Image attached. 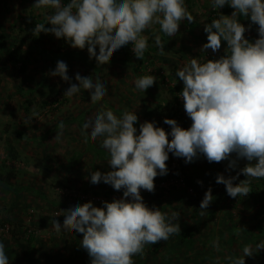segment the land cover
Instances as JSON below:
<instances>
[{
  "label": "rangeland",
  "instance_id": "rangeland-1",
  "mask_svg": "<svg viewBox=\"0 0 264 264\" xmlns=\"http://www.w3.org/2000/svg\"><path fill=\"white\" fill-rule=\"evenodd\" d=\"M184 2L193 16L192 22L182 21L178 32L171 37L160 30L158 23L146 27L141 33L147 37L142 59L134 55L129 42L101 62L95 54H89L87 44L83 49L74 48L63 37L56 38L52 33L42 36L41 40L33 39L35 24L51 27L45 17L52 14V9H38L33 6L34 0H0V174H3L0 217L13 221L0 228V242L4 244L9 264H50V261L66 264L72 256L69 264H90L91 257L80 245L83 234L70 228L57 230L51 219L55 213L60 214L58 218L62 221V211L72 202L83 204L91 200L94 206L102 207V201L111 202L115 199L113 194L123 193L122 189L115 190L103 181L89 182L91 171L110 170L109 156L101 147L103 138L90 137L88 131L92 125L85 126L84 119L102 108H111L118 117L124 110H135L138 119L134 126L138 131L140 123L155 120L157 126L168 132L171 126L163 121L169 118V103L179 91L176 85L183 86L175 76L176 70L190 58L203 62L225 54L226 41H221L216 52L202 49L207 42L203 28L210 19L219 14L230 15L233 9L228 4L213 9L208 0ZM34 20L37 22L33 23ZM238 20L246 25L240 16ZM157 35L164 43V52L155 43ZM14 41H24L36 48L25 71L20 70L19 63H11L7 58L6 50ZM57 60L67 64L69 81L49 74ZM77 70L98 72L107 81L106 94L93 99L91 89L81 86L71 97L63 96ZM143 74L157 77L144 92L134 84ZM179 106L178 111L184 113L186 120L177 123L186 129L192 121L184 110L183 100ZM8 138L18 158L9 157ZM201 155L185 163L183 157L169 153L165 161L167 174L154 177V190L141 195L149 207L178 213L180 231L170 234L166 240L145 244L142 254L133 255V264H232L234 258L243 254L245 246H252L253 250L252 255L244 258L245 264H264V248L255 249L257 243L264 241V189L259 191L262 199L255 201L251 191L245 196L230 197L225 185L216 182L217 174L236 176L249 162L240 158L235 168H228L229 159H236L235 153H231L229 159L212 162L209 167ZM180 163L189 178L196 175L199 183L203 180L196 202L188 196L180 198L175 192L173 186L180 184L177 178L167 180L171 168L180 167ZM259 178H246L240 173L233 183L248 179L251 188V182ZM209 188L212 201L201 215L200 201ZM259 223L262 229L258 228ZM187 227H191L193 234L186 238ZM214 241L219 242L218 247Z\"/></svg>",
  "mask_w": 264,
  "mask_h": 264
},
{
  "label": "clouds",
  "instance_id": "clouds-1",
  "mask_svg": "<svg viewBox=\"0 0 264 264\" xmlns=\"http://www.w3.org/2000/svg\"><path fill=\"white\" fill-rule=\"evenodd\" d=\"M208 3L213 9L228 4L233 11L230 15L219 14L204 23L203 28L207 42L202 49L216 52L221 41H226L225 54L203 62L190 58L175 72L183 82L178 96L192 121L188 128L165 117L163 123L171 126L170 131L157 126L155 120L140 123L138 131L134 126L138 119L135 110H124L118 117L111 108L89 114L83 121L85 126L92 125L87 131L93 140L103 138L101 147L109 156L110 170L91 171L89 182L103 181L115 190L122 189L123 194L111 202L102 201V207L94 206L91 200L83 204L72 202L62 211V221L58 218L60 214L55 213L51 219L57 230L70 228L83 234L80 245L91 257L90 264H133V255L142 254L145 244L166 240L180 231L178 213L149 207L140 194L141 189L153 191L154 177L167 174L165 161L169 153L183 157L185 163L199 154L208 162H219L235 153L236 159H229L228 168H235L238 159H246L249 163L236 176H216V182L225 185L230 197L250 192L248 179L233 183L240 173L246 178L264 177V0H208ZM33 6L53 10L45 17L51 27H45V23L34 25L37 35L52 33L79 49L87 44L89 54H95L101 62L129 42L134 55L142 59L147 37L141 33L146 27L158 23L160 30L171 37L182 21L193 20L184 0H67V3L34 0ZM239 16L258 25L259 35L254 41L244 36L247 28L239 22ZM155 43L164 52L159 35ZM49 74L69 81L67 64L62 60H57ZM156 79L152 74H143L134 84L144 92ZM106 85L98 72L77 70L63 96L71 97L83 86L91 89V97L95 99L106 94ZM60 127L63 128L62 122ZM211 201L209 188L200 201L201 215ZM213 244L218 247L219 242ZM260 248H264V241L255 245L256 250ZM242 252L232 264H245L244 258L253 253L252 246H245ZM0 264H9L2 242Z\"/></svg>",
  "mask_w": 264,
  "mask_h": 264
},
{
  "label": "trees",
  "instance_id": "trees-1",
  "mask_svg": "<svg viewBox=\"0 0 264 264\" xmlns=\"http://www.w3.org/2000/svg\"><path fill=\"white\" fill-rule=\"evenodd\" d=\"M229 8H226V10ZM213 19V18H212ZM212 19H210L209 21H211ZM37 21L34 20L33 23H36ZM47 33L44 32H40L38 35L35 33L33 34V39L34 40H41L42 36H45ZM250 41H254L251 38H248ZM7 58L11 63H19L20 64V70L21 71H25L28 64L32 62L33 58H34V51H36V48L33 45H28L27 43H25L24 41H14L10 47L7 48ZM66 52V51H65ZM63 55V53H62ZM164 79L166 78V76H164ZM167 79V78H166ZM169 82V81H166ZM177 89L179 90L178 92H176L174 94V96L172 97L171 101H170V114H169V118L172 119H176L177 122L179 121H185V115L184 113H179L178 109H181V106H179V103L182 102V100H180V97L178 96V93L182 90L183 86L180 85H176ZM27 102H32L31 99H27ZM177 116V118H176ZM183 121V122H184ZM19 135H21V132L18 133ZM7 141V150H8V155L11 158H18V153L17 150L12 142V140H10L9 138L6 140ZM202 157L203 154L201 155ZM180 167H175L177 169V174H172L170 173L169 177H175L177 178V181L180 182V184L177 186H173L175 192L177 194L180 195V198H185L186 196H188L189 198L192 199L193 202L198 201V194L197 192L200 190L201 184H203L201 181L199 183L198 180L196 179V175L193 177H188L187 174H185L184 168H183V164L180 163L179 164ZM212 165V162H209V167ZM174 167L171 168V170ZM215 170L217 171L218 168H215ZM169 171H170V166H169ZM168 171V172H169ZM9 171L8 174H11ZM171 172V171H170ZM2 176L3 174H0V181H2ZM206 176V175H205ZM205 176L203 177V179H205ZM159 182V181H158ZM252 183V187L250 188V195L254 198L255 201H260L262 199V197L259 196V191L264 189V177H260L259 180H255ZM8 184V183H7ZM188 188H192V191L188 190ZM149 194V193H148ZM7 223H13V221L8 218V217H0V228L5 226ZM258 228L262 229V224L259 223L258 224ZM12 229L17 233L16 229L14 227H12ZM188 230H190L191 232L188 233ZM184 233L187 234L185 237L187 238V236H189V234H193L191 227H187L186 230H184ZM183 237V239H186ZM71 259H73V256L70 257ZM67 261L66 264L70 263V260ZM68 260V259H67ZM51 264V261H50Z\"/></svg>",
  "mask_w": 264,
  "mask_h": 264
},
{
  "label": "crops",
  "instance_id": "crops-1",
  "mask_svg": "<svg viewBox=\"0 0 264 264\" xmlns=\"http://www.w3.org/2000/svg\"><path fill=\"white\" fill-rule=\"evenodd\" d=\"M241 19L243 21H246V25L244 23V25L246 26L247 28V31L245 32L244 36L248 39V38H251L252 40H255L256 38H258V32H257V28H258V25H255V23H252L247 17L245 16H240Z\"/></svg>",
  "mask_w": 264,
  "mask_h": 264
},
{
  "label": "built area",
  "instance_id": "built-area-1",
  "mask_svg": "<svg viewBox=\"0 0 264 264\" xmlns=\"http://www.w3.org/2000/svg\"><path fill=\"white\" fill-rule=\"evenodd\" d=\"M180 100H182V98L180 97ZM176 118H177V116H176ZM171 173L172 174H177V169L174 167L172 170H171ZM176 178L175 177H170V178H168L167 180H175ZM172 183V182H171ZM188 190H190V191H192V188H188ZM152 192V191H151ZM150 191H147V190H144V189H141L140 190V194L142 195V194H148V193H151ZM123 194V193H122ZM122 194L121 195H119V194H116V195H112V197L113 198H115V199H118V198H120L121 196H122ZM100 199V198H99ZM102 200H106V199H104V197H103V199Z\"/></svg>",
  "mask_w": 264,
  "mask_h": 264
}]
</instances>
